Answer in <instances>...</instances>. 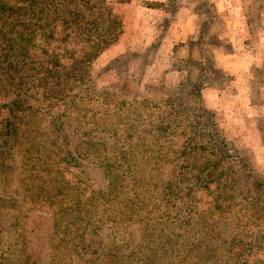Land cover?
<instances>
[{"label":"trees","instance_id":"1","mask_svg":"<svg viewBox=\"0 0 264 264\" xmlns=\"http://www.w3.org/2000/svg\"><path fill=\"white\" fill-rule=\"evenodd\" d=\"M205 13L199 38L211 24ZM55 21L65 31L60 51L49 52L53 32L45 28ZM121 31V18L104 0H0V204L71 195L70 180L53 166L85 173L82 167L93 165L99 179L95 188L80 187L83 203L95 201L93 214L110 220L117 236L133 223L140 235L136 247L116 242L108 252L98 250L100 261L129 249L136 264H225L220 249L237 243L233 264H264L255 258L264 248V229L256 223H264V179L220 131L215 112L200 103L206 84L200 73L173 91L145 87L136 96L100 86L92 75V60ZM73 35L87 44L83 53L63 43ZM112 65L100 72L123 82L126 76ZM196 155L203 161L194 172ZM227 159L238 160V168ZM202 190L210 195L209 222L192 213ZM194 230L216 232L208 241L195 238ZM170 245L178 256L165 260ZM72 248L95 252L89 243ZM89 256L92 264L95 255ZM26 260L37 264L32 255Z\"/></svg>","mask_w":264,"mask_h":264},{"label":"rangeland","instance_id":"2","mask_svg":"<svg viewBox=\"0 0 264 264\" xmlns=\"http://www.w3.org/2000/svg\"><path fill=\"white\" fill-rule=\"evenodd\" d=\"M104 1L121 18L122 31L115 44L92 60V75L95 77L97 75L96 79L100 86L110 83L126 95L136 96L145 87L149 88L148 90L160 88L170 92L187 79L192 80L198 73L206 83L205 86L216 84L225 87L229 85L230 79L219 68H217L219 71L214 70V54L218 48L231 50L230 36L232 37V33H242L244 23L237 19L238 15H244L248 21L252 41L256 38L254 37L256 31L261 27L264 28V0ZM226 5H228L227 8H224ZM206 11L209 17L207 19L211 24L207 33L201 34L199 38L201 23L207 17ZM45 31L53 32L52 36L46 39L49 43V52L60 51L61 41L58 37L63 35L64 27L62 29L59 22L55 21L47 25ZM208 33H211L212 45L206 44ZM79 37L73 35L71 39L63 43L68 48H75L78 53H83L87 44L79 42ZM205 58L206 62L202 64ZM195 60L201 62V68L192 63ZM208 60L211 67L207 65ZM110 62L113 63L115 74L126 76L123 82L115 80L113 83L109 82L111 77L115 76L100 72ZM255 73L257 77L254 85L258 87L259 101V86L264 82V63L262 69L256 70ZM130 85L136 87L131 88ZM233 89L236 90V88ZM209 99H211L210 96L203 95L202 98L201 95L200 103L206 106ZM212 102L214 108L210 109L216 114L220 131L234 148L241 152V157L248 162V165L264 179V152H255L253 149L256 139L259 140L258 144L264 147V117L260 114L251 125L249 124L251 120L247 121L249 127L256 126L258 129L257 136L248 134V130L241 129L240 122L235 118L236 113H225L226 107L222 99ZM194 159V172H196L203 158L196 155ZM237 161L225 160L228 167L234 170L238 168ZM53 168L57 169L59 176L70 180V188L67 192L71 195H56L45 203L42 197L33 199L26 197L15 205H8L7 202L0 204V264H27V254L32 255L37 264H90L89 255L93 254L95 259L92 264H136L131 260L132 255L129 249L122 252L120 257L108 259L106 256L100 261L102 255L98 250L108 252L116 242L118 245L131 242L133 246L136 243V247L140 235L137 223H133L126 228L122 236H117L118 232L110 220L102 218L98 213L93 214L91 208L93 209L95 201L91 200L93 206L91 202L87 205L83 203L79 193L80 187L84 182H89L90 187L95 188L94 183L97 179L94 177L99 179V169L93 165L92 169L82 167L88 171L82 173L79 169L63 163L54 165ZM207 193L208 191L202 190L197 194L192 213L193 215L198 213L208 221L211 218L209 215L211 204L210 195ZM256 223L264 229V223L261 220H256ZM194 231L195 238L199 237L208 241H211V236L216 232ZM131 235L134 239H130ZM19 236L26 249H23L24 245L22 241H19ZM88 243L95 248L92 254L90 252L82 254L77 251L78 248L76 250L72 248L75 245L80 247ZM166 248L169 250V256L165 260H171L172 255L178 256V250L172 253V249H178V247L170 245ZM237 249V243L231 247L221 248L218 253L219 260L225 264H233L238 258L235 254V252L239 253ZM163 250L160 248L157 253ZM50 252L53 255L56 252L57 256L50 257ZM258 257L264 260V248L255 255V258Z\"/></svg>","mask_w":264,"mask_h":264},{"label":"crops","instance_id":"3","mask_svg":"<svg viewBox=\"0 0 264 264\" xmlns=\"http://www.w3.org/2000/svg\"><path fill=\"white\" fill-rule=\"evenodd\" d=\"M237 19L244 24L242 33H232V37L230 36L231 50L218 48L214 54L215 66L229 77V85L225 87L216 84L206 85L202 89L201 95L202 98L203 95L206 97L208 95L212 99L207 100L208 108H214L213 100L222 99V103H225L226 107L225 113H236L235 118L240 122L241 129L248 130V134L257 136L258 129L256 126L249 127L247 121L251 120L249 121L251 125L260 114L264 117V82L259 86V101L257 98L258 87L256 88L254 85L257 77L255 71L262 69L264 63V28L261 27L256 31V34L253 33L256 38L252 41V33L245 16L238 15ZM258 143L259 140L256 139L254 151L264 152V147Z\"/></svg>","mask_w":264,"mask_h":264}]
</instances>
